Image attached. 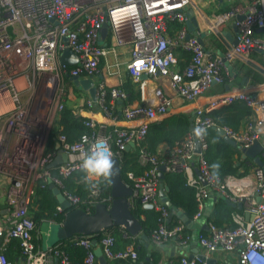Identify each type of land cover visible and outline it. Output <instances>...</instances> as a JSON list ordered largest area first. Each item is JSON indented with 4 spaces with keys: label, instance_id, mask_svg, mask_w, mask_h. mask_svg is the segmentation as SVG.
Returning <instances> with one entry per match:
<instances>
[{
    "label": "built area",
    "instance_id": "obj_1",
    "mask_svg": "<svg viewBox=\"0 0 264 264\" xmlns=\"http://www.w3.org/2000/svg\"><path fill=\"white\" fill-rule=\"evenodd\" d=\"M197 6L195 0H0V185L5 187L4 207L0 216V264H16L3 253V244L15 238L19 241L22 264H72L59 245L41 249L34 242L36 223L29 212L36 194V187H43L47 179L61 189L71 204H77V195L64 189L62 179L80 171L79 154L89 148L97 137L105 138L114 156L112 146L125 149L133 142L138 160L145 166L141 174L127 171L133 197H138L143 209L158 212L157 226L150 237L154 244L175 238L181 245L195 238L208 253L217 250L234 252L238 264H264V169L256 165L242 176L227 175L215 178L204 157L207 146L206 131L218 128L210 111L234 102H243L251 113L243 127L234 130L221 126L224 134L241 147H249L258 140L264 151V97L235 91L212 97L204 107L193 113L194 129L201 128L200 151H195L194 130L178 140L166 160H159L156 153L147 151L144 140L147 125L164 115L171 104V96L161 87L153 91V104L131 105L125 101L126 92L119 86L108 87L104 82L95 83L96 98L85 99L89 109L98 107L106 116L111 115V102H124L122 115L126 119H141L137 127H117L109 134H99L92 118L84 121L88 130L70 142L64 134L57 136V151H45L47 137L55 118L64 108L65 90L63 76L92 77L107 53H116L118 47L129 45L131 60L126 70L141 90L147 76H168L170 89L186 101H193L204 94L212 84L222 83L229 76L223 58L228 62L242 59L253 50L264 51V0H247L245 9L231 10L222 15L228 18L242 13L234 22L237 29L235 46L222 54L207 51L197 35L188 39L186 21L188 8ZM169 20H177L181 27L173 36L168 35ZM108 24L109 45L101 42V28ZM261 29L260 35L255 34ZM78 56L73 66L60 64L58 57L64 48ZM176 47L190 53L182 69ZM109 98V103H107ZM60 151L67 159L57 164V175L49 164ZM165 170H180L186 175V184L195 189L197 210L193 219L203 215L206 201L214 193L226 201L240 204L231 213L230 225L218 226L207 222V232L196 235L186 229L181 220L170 221L169 207L160 199L158 166ZM197 168L198 176L194 175ZM98 193L97 188L92 194ZM101 201H104L101 200ZM57 211H62L59 204ZM248 214V217H245ZM85 248L84 264H97L94 243L90 236L74 238ZM102 254L114 264H140L134 245L116 248V237L103 232L99 238ZM211 264L199 257L179 256L169 264ZM148 264V263H141ZM157 264H164L162 262Z\"/></svg>",
    "mask_w": 264,
    "mask_h": 264
},
{
    "label": "crops",
    "instance_id": "obj_2",
    "mask_svg": "<svg viewBox=\"0 0 264 264\" xmlns=\"http://www.w3.org/2000/svg\"><path fill=\"white\" fill-rule=\"evenodd\" d=\"M195 1H197V6L194 7L193 10L197 19L199 29L198 34L202 39L204 48L213 54H222L228 47L231 46L232 41L237 40L236 31L234 30V22L239 16H243L242 13H238L235 16L228 18L222 17V15L231 10L245 9L247 0ZM223 31L227 33V38L223 35ZM261 33V29L257 28L255 34L260 35ZM168 35L173 36L170 35L169 32ZM109 41V31H107V33L102 36L101 42L103 45H109ZM174 51L178 59L175 68L182 69L188 63L190 53L182 50L180 47H176ZM130 60L131 57L129 53V45L118 47L116 53H107V55L104 58H101L100 62L98 63L97 74L94 77V83L104 82L107 87H115L121 86L127 79H131V83H133V89L135 90L136 94H138V96L132 99L131 102H128L131 105L155 103L156 99L154 97L153 91L156 87H161L166 94L171 96V104L168 111L164 115L158 116L156 120H161L162 118L170 115L187 116L189 117L190 121L189 132H191V126L193 125L194 111L197 108L204 107L214 96H218L227 92L245 91L256 94L258 97H264V51L261 50H253L242 59L236 58L234 61L230 62L234 75L231 76L229 71V76L226 77L222 83L212 84L204 94L193 101H186L175 94L169 87L168 76L153 77L142 74L140 80H143L145 85L143 90H141L139 84L132 80L126 70V65ZM225 66L227 65L225 64ZM248 68L250 71H248L247 74L246 70ZM70 81L71 82L66 81L64 76L61 80L62 87L65 90V94L63 95L64 105L66 104L67 106H70L77 114L87 118H92L96 123L95 129L99 134H109L114 128L117 127H137L142 122L141 119H126L123 117L122 108L124 102L121 100L111 102L110 116H106L98 107L89 109L85 105V99L89 96L88 92L82 89L80 86H76L72 80ZM56 119L57 117L55 120ZM242 127L243 123L239 129ZM134 148H136L134 145H130L126 150H132ZM167 148L168 144L166 142H162L158 146V151L164 152ZM137 161L139 162L138 157ZM140 165L143 166L142 164ZM194 175L197 176L195 171ZM162 183H164L163 180ZM163 186L165 185L163 184ZM35 198L36 196L34 199ZM216 198L217 196L212 193L211 197L206 201L203 215L197 219L192 218L191 227H188L185 224L186 229L189 232L193 233L194 235L200 232H207V222H209L208 216L212 210L213 203L215 202ZM170 208L171 207H169V209ZM177 210H180L186 215L184 210L181 208L173 209L172 211L170 210V221L173 223L181 220L176 214ZM54 225L55 224L52 221L47 220H42L38 225L36 224L37 229L34 232V242L39 248L49 249L52 246L58 244H55L57 239L55 234L52 233ZM103 232H111L115 235L116 248L122 249L129 244L134 245L138 251V263L140 264L145 263V261L148 262V264H157L160 262L169 264L170 261L177 259L181 255H185L189 258L195 256L199 258L205 257L211 264H238L236 254L234 252L229 253L222 250H217L212 253H207L198 244L195 238L191 239L187 244L184 245L179 244L175 238H170L163 243L156 245L151 240L150 235L146 234L149 238V243L151 244V248H148L146 245H144V241L141 238L127 234L121 227H117L114 230H105ZM99 247V241L97 240V243L94 244V251H96ZM146 257H148V259H146ZM96 259L97 264H114V261L106 258L105 256L102 258L96 256ZM56 261L57 258L51 254L50 263L55 264ZM14 262L16 264L24 263V257L21 255L20 251L17 253ZM197 264L201 263L198 262Z\"/></svg>",
    "mask_w": 264,
    "mask_h": 264
},
{
    "label": "trees",
    "instance_id": "obj_3",
    "mask_svg": "<svg viewBox=\"0 0 264 264\" xmlns=\"http://www.w3.org/2000/svg\"><path fill=\"white\" fill-rule=\"evenodd\" d=\"M181 26V23L177 20H169L167 30L170 35H174ZM248 71H250L249 68L246 70L247 74ZM64 79L71 82L67 75L64 76ZM131 82V79H127L119 86L127 94L125 99L126 102H131L132 99L138 96ZM109 88L110 87H108V89ZM107 103L110 105L109 98H107ZM250 113V108L243 102H234L214 109L210 111L209 114L215 118L219 127L229 126L234 130H238ZM87 119V117L75 113L70 106L65 104L49 131L45 151L58 150L57 136L59 134H64L66 139L70 142L78 139L81 133L88 130L84 125V121ZM189 125V117L182 115H170L161 120L149 122L144 140L147 151L156 153L159 160L168 159L174 144L190 131ZM205 135L207 146L203 155L207 161L211 174L215 178L221 180L230 174L242 176L252 167L258 165L252 158L244 157L240 148L227 143L222 135L219 134L217 128L210 127ZM162 142H166L168 148L164 152H159L158 146ZM112 150L114 156L119 158L123 179L131 185V181L126 174L127 171L131 170L135 174H139L145 169V166H141L137 161V149L118 150L113 145ZM259 156L264 163V151L260 153ZM214 164L217 165L216 168H213ZM50 171L53 175H57L56 167H51ZM82 176L83 173L78 171L72 176L62 179L64 189L77 195L80 199L77 204H71V208L80 207L91 212L97 201L103 199L107 203L110 201L108 183H102L99 187H96L98 193L94 195L92 194L93 188L86 189L85 185L81 182ZM163 182L167 187V197L171 202L170 210L181 208L184 210L187 217L192 219L197 210L195 189L186 184V175L180 170H165ZM35 196L33 207L29 208V212L35 223L38 225L42 220L52 221L54 224L59 223L63 217L64 211L56 210L58 201L48 184L43 187L37 186ZM3 207L4 203L0 202V216ZM234 210H239V208L231 205L222 197H217L208 216V221L218 226L230 225L232 224L231 213ZM131 211L141 223L142 232L150 235L151 231L157 226L158 212L155 210L143 209L138 197H133L131 199ZM116 228L117 227H114L112 230ZM102 234L103 232H100L91 235L90 238L92 241L99 240ZM77 237L81 236H74L68 239H57L55 244L58 243L59 247L67 254L72 264H84L85 248L76 242L74 238ZM0 243H2V240H0ZM2 250L8 260L14 261L17 253L20 251L18 239L13 238L4 243ZM145 263L148 262L145 261Z\"/></svg>",
    "mask_w": 264,
    "mask_h": 264
},
{
    "label": "water",
    "instance_id": "obj_4",
    "mask_svg": "<svg viewBox=\"0 0 264 264\" xmlns=\"http://www.w3.org/2000/svg\"><path fill=\"white\" fill-rule=\"evenodd\" d=\"M189 15V20L186 21L187 26V34L185 36L188 39L192 34L197 35L198 40L202 43V39L198 34V24L197 19L194 14L193 9H189L187 11ZM242 16H239L237 19H241ZM234 30L237 33L236 27ZM108 31V24L105 23L101 28V36H104ZM223 35L227 38L228 35L223 31ZM237 44V40L232 41L231 46H235ZM58 61L60 64H64L66 66H73L78 61V56L75 54L70 48L66 47L62 50L58 57ZM223 62L228 66L230 71V75L233 76V68L228 60L223 58ZM70 80L76 86H80L82 89L86 90L89 96L95 100L96 95V86L94 83V78H82L78 76L69 77ZM191 130H194V126H191ZM217 131L220 135H222L223 139L233 145L237 146L241 149L244 157H249L255 160L259 166H262L264 169V163L260 159L259 154L263 153V145L260 141H254L249 147H241L236 143L235 140L226 136L221 127L217 128ZM195 141V151H200V142L198 138L194 136ZM130 145H133V142L128 144L125 149H128ZM115 161L116 174L111 180L109 184V198L110 201L107 203L105 201H97L94 204V208L91 212L86 211L80 207L71 208V202L65 197L62 193L61 189L57 187L51 179H47V184L49 188L52 190L55 195L58 204L61 207V210L64 211L63 217L61 221L54 225V234L56 239H68L74 236H91L105 230L112 229L114 227H121L125 230V232L131 236H138L144 241V245L148 248H151V244L149 243L148 236L142 232V226L139 220L135 217V215L131 211V199L133 195V189L131 185L123 179L121 175V166L120 161L117 156H112ZM67 159V155L60 151L57 153L53 161L49 164V167H54L57 164L65 161ZM165 171V166L163 164L158 166V177H159V190L158 194L160 199L168 206L171 207V202L167 197L166 190L167 187L163 186V174ZM196 175L200 178L201 182L204 184V180L200 177L197 168L194 169ZM233 206L241 208L240 204H234L227 200ZM176 214L185 223L188 227L192 225V219L188 218L183 212L180 210L176 211ZM245 217H248V214H245ZM93 243L96 244L97 240H93ZM96 256L103 257L101 248L99 247L95 251ZM201 259H206L205 257H200ZM148 259V257H146Z\"/></svg>",
    "mask_w": 264,
    "mask_h": 264
},
{
    "label": "clouds",
    "instance_id": "obj_5",
    "mask_svg": "<svg viewBox=\"0 0 264 264\" xmlns=\"http://www.w3.org/2000/svg\"><path fill=\"white\" fill-rule=\"evenodd\" d=\"M201 128L194 129V136L201 138ZM79 168L83 173L81 182L87 188L99 187L102 183H111L116 174L115 161L105 138L97 137L93 144L79 154ZM217 165H213L216 168Z\"/></svg>",
    "mask_w": 264,
    "mask_h": 264
},
{
    "label": "rangeland",
    "instance_id": "obj_6",
    "mask_svg": "<svg viewBox=\"0 0 264 264\" xmlns=\"http://www.w3.org/2000/svg\"><path fill=\"white\" fill-rule=\"evenodd\" d=\"M201 1V0H200ZM4 185V184H3ZM3 185H0V202L3 203V195L5 193V187ZM53 230V234H54V229ZM53 236V235H52Z\"/></svg>",
    "mask_w": 264,
    "mask_h": 264
}]
</instances>
